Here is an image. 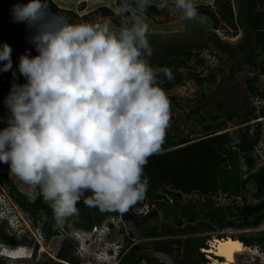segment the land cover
I'll list each match as a JSON object with an SVG mask.
<instances>
[{"label":"clouds","instance_id":"obj_1","mask_svg":"<svg viewBox=\"0 0 264 264\" xmlns=\"http://www.w3.org/2000/svg\"><path fill=\"white\" fill-rule=\"evenodd\" d=\"M151 3L120 0L115 11L129 12L134 4L143 14ZM159 6L181 19L197 16L194 0H160ZM10 11L13 22L31 30L37 54L19 57L26 82L13 83L5 98L11 115L0 129V163L40 187L55 227L77 214L86 192L92 194L84 199L89 206L126 211L143 199L144 166L161 150L169 126V100L145 59L152 52L148 25L139 18L118 29L108 22L69 23L49 10L47 0H27ZM11 52L8 43L0 45V72L12 69ZM160 71L171 78L168 68ZM12 75L15 79L16 72ZM1 219L15 236L23 229L13 227L11 215ZM107 228L113 229L112 223ZM84 233V241L73 237L80 249L97 247L98 228ZM123 250L120 245L95 250L94 262L112 264Z\"/></svg>","mask_w":264,"mask_h":264},{"label":"rangeland","instance_id":"obj_2","mask_svg":"<svg viewBox=\"0 0 264 264\" xmlns=\"http://www.w3.org/2000/svg\"><path fill=\"white\" fill-rule=\"evenodd\" d=\"M248 1L230 0L236 18L235 23L238 25L236 28L230 27L221 18L222 0L220 3L215 0H194L197 16L191 20L181 19L179 13L160 7V0H152L150 5L155 6L157 12L147 7L148 9L146 8L141 14L132 8L128 15L115 11L119 6L117 0H52L56 4L57 12L47 5L51 12L64 17L69 23L75 24L108 22L118 29L122 23L131 25L136 19H143L148 25V41L152 49L151 55L145 59L158 72L157 79L161 82L164 81L162 78L164 73L160 71L165 68L163 63L167 64L171 74L177 71L182 76L179 85L164 91L170 104L169 126L166 132L174 134L180 140L199 139L206 133L215 131L217 126L225 122V125L221 126V128H226L223 132L232 134L237 142L239 128L248 125L253 129L255 124L260 122L262 137L253 154L257 169L258 162L264 160V117L260 114L264 110V99L260 96L249 95L246 81L255 78L256 87L264 94V54L258 52L254 61H249L255 48V34L247 24L246 5ZM254 1L257 3L258 9L264 12V0ZM26 2L27 0H22L21 3ZM17 3L18 0H0V45L8 43L11 46V57L15 64V67L9 71L0 72V92L4 88L10 90L13 83L24 84L26 82L18 76L19 57L26 51L32 56L37 54L34 45L29 42L31 30L24 23H15L12 20L10 10ZM200 6L210 7V10L218 18V27L214 26L208 16L199 13ZM100 7L109 8L111 13L102 14L99 10ZM60 10L61 12H59ZM186 50L190 51L192 56L177 69V62L186 58L183 53ZM2 64L0 62V66ZM13 71L16 72L15 79L12 75ZM202 79L204 81H201ZM171 98L174 100L171 101ZM245 99L248 100V106L254 109L253 115L256 119H251L244 125H238L239 116L245 112L243 106ZM220 104L223 105L222 108ZM197 108L199 111L196 110ZM227 111L235 112L237 117L229 121L226 117ZM10 115L9 110L0 103V118L4 119ZM210 115H218L220 119L211 120ZM204 118L206 119L204 120ZM205 126L208 127L207 131ZM4 127L6 126L2 125L0 129ZM232 148L231 152L236 157L222 166L217 175L219 194L208 198L193 193L182 198L185 205L193 202L197 207L195 223H211L214 220L211 231L194 234L193 227L189 226L191 219L186 217L183 220V227L189 226L187 231L181 232L183 235H178L177 238L166 239L167 234H160V228L164 223L173 225L175 218L172 216L167 218L162 210L157 218L146 219L147 213L166 202L162 200L158 203V201L146 197L145 203L130 206V212L139 216L137 221H126L120 216L122 212L118 210L96 208L97 212L94 216L102 221L91 229L98 228L99 233L96 237L100 243L97 241V247L83 244L84 249H80L78 242L73 237L77 234L84 241L83 236L86 234L84 232L91 230L82 227L87 223L85 216L88 211H78L77 214L68 217L62 227H56L58 235L47 241L43 226L45 227L44 224L48 222L49 218L41 212L37 213V217H31L28 212L24 211L10 197L9 185L5 181V177L30 203L41 194L40 187L21 181L14 174H10L7 163H0V225L5 226L10 236L14 235V232L7 229L5 222L1 219L2 216L8 214L12 217L14 228L19 225L23 227L16 233V239L22 242L19 246L10 247L0 240V258L6 264H45L50 259L62 264H95L93 259L95 250L100 252L104 247L107 249L117 248L120 245L124 248L123 253L112 259L111 263L130 264L129 262L135 259H131L129 253L127 254L126 247L135 243L141 248L136 256H139V260L140 257L144 258L138 264H146L148 258L152 257L146 249L149 248L152 253L154 249H163L162 246L172 247L170 251L174 254L173 258H182L184 259L183 263L192 264L199 257L197 246L200 245V242L205 241L207 245L203 248L208 250L215 239L262 236L264 220L258 227L253 228L224 225L225 222L235 219L233 215L228 214L226 208L234 209L236 205L241 206L244 198L249 203L257 202L253 198L255 191L253 184H247L245 191L241 188V177L247 176L244 175L246 166L242 156L234 150V147ZM168 205H171L170 201H168ZM219 218L224 221L220 222ZM111 223L113 229L109 230L107 227ZM154 231L157 232V236H148ZM93 236L95 237V234ZM160 238L162 240H159ZM65 241L70 243L68 256L76 260L75 263L62 261L57 257L61 245ZM248 247L250 252L237 255V264H264L262 247L255 240ZM202 249L199 250V253L207 260L203 264L212 263L206 257L207 253H203Z\"/></svg>","mask_w":264,"mask_h":264},{"label":"trees","instance_id":"obj_3","mask_svg":"<svg viewBox=\"0 0 264 264\" xmlns=\"http://www.w3.org/2000/svg\"><path fill=\"white\" fill-rule=\"evenodd\" d=\"M220 0H215V2ZM22 0H18V3H21ZM120 0H117V5H119ZM47 4L54 11L57 12L58 9L56 4L52 0H47ZM132 8L135 9V5H132ZM152 10L156 11L155 6H149ZM148 9V8H147ZM99 10L102 14L106 15L111 13L110 9L107 7H100ZM61 12V10L59 11ZM199 13L208 16L212 21L215 27H218V18L214 12L210 10V7L200 6ZM129 12H126L128 15ZM246 14L249 27L253 30L255 34V48L249 57V61H254L255 56L258 52L264 54V12L258 9L257 3L254 0H249L246 5ZM220 15L223 20H225L228 25L232 28H236L238 25L235 23V14L230 3V0H222ZM186 58L177 62L176 68L186 63L187 59H190L192 53L188 50L183 51ZM179 54V53H177ZM259 55V54H258ZM13 61V60H12ZM3 63V62H2ZM165 68L167 64L163 63ZM15 67L14 61L12 68ZM18 70V68H17ZM264 71V69H263ZM18 76L25 81V78L19 74ZM161 82L157 79V84L164 90H171L173 87L179 85L182 81V76L180 73L175 71L171 74V78L165 76ZM162 79V80H163ZM201 81H204L203 79ZM247 91L251 96H260L264 99V94L259 91L255 85V78L248 79L246 81ZM9 89L4 88L0 92V103L4 106V101L6 96L9 93ZM174 98H171L173 101ZM243 106L245 112L239 116L238 125H244L251 121V119H256L253 115L254 109L248 106V100L245 99ZM222 108L223 105L220 104ZM6 108V107H5ZM7 109V108H6ZM8 110V109H7ZM199 111V108L196 109ZM264 117V110L260 112ZM226 117L229 121H232L237 117L235 112H226ZM7 118H0V128L2 125L7 124ZM211 120L217 121L220 119L218 115H210ZM206 118H204L205 120ZM225 122H222L218 128L211 132L206 133L201 136L199 139H178L174 134H168L164 137L163 143L161 145V150L150 156L147 160V163L144 166L143 176L147 177L148 187L145 192L146 197H150L155 201L161 202L165 200L159 208H154L151 212L147 213L146 219L157 218L160 212L163 210L165 216L169 218L172 216L175 218V223L169 225L164 223L160 228V234L167 235H183L181 232H186L187 228L193 227L194 233L209 232L212 230V221L211 223L201 222L195 223L198 209L193 202L185 205L182 202L184 196H189L193 193L199 194L203 197L212 198L215 195L219 194V181H218V172L222 166H224L228 161L233 159L234 153L231 152L232 147L234 150L242 156L244 160V165L246 166L245 178L241 177V188L245 191L247 184H253L255 191L253 193V198L256 200V203H249L245 198L241 206L236 205L234 209L226 208L228 214L234 216L233 221H227L224 225L236 226L240 228H253L258 227L264 220V166L256 169V160L253 156L255 149L261 140V123L257 122L253 129L250 126L246 125L239 128L237 132L238 141L234 140V137L229 132H223L226 128H221L224 126ZM205 130H208V127L205 126ZM229 153V154H228ZM9 185V195L10 197L26 212H28L31 217H37V213L41 212L46 217L49 218L48 222L43 226L45 231L46 240H50L52 237L58 235V230L54 226L55 221L53 219V211L49 206V202L45 201L41 194L38 195L35 201L30 203L27 199L20 194L14 185L7 181ZM90 192L85 193V197L91 196ZM85 197H81L80 201L77 203L76 207L78 211H88V214L85 216L86 224L82 227L86 229H91L94 225L100 224L101 219L95 217L97 206H89L84 202ZM171 202V205H168V201ZM167 203V204H166ZM166 204V205H165ZM113 213V211H112ZM126 221H137L139 217L130 212V207L123 211L121 214ZM191 219V225L183 227L184 218ZM220 222L224 220L219 218ZM148 236L155 237L157 232L154 231L149 233ZM236 239V238H233ZM0 240H2L7 246L15 247L19 246L22 242L16 239L15 235H9L5 226L0 225ZM240 242L243 243L246 247L251 246L252 241L255 240L264 251V231L262 236L252 238L241 236L238 238ZM70 243L65 241L62 243L61 248L57 254L59 260L75 263L76 260L68 256ZM140 246L133 247L130 252L131 259H135V254L137 251H140ZM200 255L197 260L192 264H203L207 260ZM144 258L140 257V261ZM130 264H136L135 260L129 262ZM158 263L155 259H151L148 264ZM0 264H6L4 260L0 258ZM45 264H62L60 262H54L49 260ZM162 264V263H158Z\"/></svg>","mask_w":264,"mask_h":264},{"label":"bare ground","instance_id":"obj_4","mask_svg":"<svg viewBox=\"0 0 264 264\" xmlns=\"http://www.w3.org/2000/svg\"><path fill=\"white\" fill-rule=\"evenodd\" d=\"M202 251L212 261L209 264H237V255L250 252V249L238 239L227 237L215 239L208 250L203 248Z\"/></svg>","mask_w":264,"mask_h":264},{"label":"water","instance_id":"obj_5","mask_svg":"<svg viewBox=\"0 0 264 264\" xmlns=\"http://www.w3.org/2000/svg\"><path fill=\"white\" fill-rule=\"evenodd\" d=\"M145 200H146V196H144L142 200L138 201L137 203H135L133 205L143 204V203H145ZM151 254L153 257L157 258L160 262H162L164 264H181L179 261H177L176 259H174L173 257H171L165 253L152 252Z\"/></svg>","mask_w":264,"mask_h":264},{"label":"flooded vegetation","instance_id":"obj_6","mask_svg":"<svg viewBox=\"0 0 264 264\" xmlns=\"http://www.w3.org/2000/svg\"><path fill=\"white\" fill-rule=\"evenodd\" d=\"M205 245H207L205 241L200 242V245H199V247H198V251H199L200 249H202ZM133 247H138V246H136L135 243H132V244L128 245V247H126V251H127V248H130V251H128V253L130 254L131 249H132ZM146 250H147V251L149 252V254H150V250H149V248L146 249ZM138 252H139V251H137L136 254H135V261L138 260V261H136V264L139 263V256H136V255H138ZM167 253H169V252H167ZM169 255H171L172 257L174 256V254H172V253H170ZM199 256H200V255H199ZM151 258H152V257H151ZM151 258H148L147 261H149ZM174 259H176L177 261H179L181 264H186V263H183L184 259H182V258H176V257H174ZM143 260H144V259H143ZM146 264H147V263H146ZM162 264H164V263H162Z\"/></svg>","mask_w":264,"mask_h":264},{"label":"crops","instance_id":"obj_7","mask_svg":"<svg viewBox=\"0 0 264 264\" xmlns=\"http://www.w3.org/2000/svg\"><path fill=\"white\" fill-rule=\"evenodd\" d=\"M194 234H197V233H194ZM177 238L178 237V235H167V236H165V238L167 239V238ZM158 239V238H157ZM159 240H162V238H160ZM171 240V239H170ZM162 242V241H161ZM161 242H158V243H161ZM155 243H157V242H155ZM199 246H197V248H198ZM161 248H163V249H154V251L153 252H162V253H165V254H167V255H169L170 253H172L170 250L172 249V247H170V246H167V248L165 247V246H162ZM128 251H130V248H127V254H128ZM167 252H169V253H167ZM150 255L152 256V254H151V252H150ZM169 256H171V255H169ZM172 257V256H171ZM151 259H155L156 261H158V263L160 262L157 258H155V257H153L152 256V258ZM150 259V260H151ZM149 260V261H150ZM149 261H147V264H148V262ZM194 262V261H193ZM158 263H154V264H158ZM160 263H162V262H160Z\"/></svg>","mask_w":264,"mask_h":264},{"label":"built area","instance_id":"obj_8","mask_svg":"<svg viewBox=\"0 0 264 264\" xmlns=\"http://www.w3.org/2000/svg\"><path fill=\"white\" fill-rule=\"evenodd\" d=\"M256 150V149H255ZM264 166V160L263 161H260L258 162V165H257V169Z\"/></svg>","mask_w":264,"mask_h":264}]
</instances>
